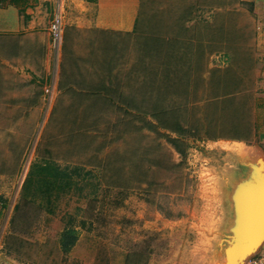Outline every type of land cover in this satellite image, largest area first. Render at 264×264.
<instances>
[{
    "label": "rangeland",
    "instance_id": "374dc122",
    "mask_svg": "<svg viewBox=\"0 0 264 264\" xmlns=\"http://www.w3.org/2000/svg\"><path fill=\"white\" fill-rule=\"evenodd\" d=\"M259 1L141 0L140 34L94 32L89 43L66 39L69 0H37L44 27L0 31V264H224L225 247L244 237L239 196H229L257 184L264 159V140L253 147ZM159 33L205 52L167 94L187 118L185 156L170 143L176 133L142 129L104 101L142 93L137 35ZM227 88L240 93L222 96ZM45 164L61 174L42 173ZM263 236L228 249V264Z\"/></svg>",
    "mask_w": 264,
    "mask_h": 264
},
{
    "label": "trees",
    "instance_id": "16d2710c",
    "mask_svg": "<svg viewBox=\"0 0 264 264\" xmlns=\"http://www.w3.org/2000/svg\"><path fill=\"white\" fill-rule=\"evenodd\" d=\"M18 1L20 0H0V5L5 6L7 4H17ZM139 22L140 20L137 17L136 24H139ZM136 24L132 32L125 33L124 35L140 34V30L136 27ZM173 36H178V38L175 40L167 33H159V35L153 34L143 38H141L140 35H137V38L142 40L139 44L140 50L144 53V55L140 59V64L137 68V70L139 69L141 71L139 76H142L143 80H138L137 83H135V90L137 89L139 90L138 92L142 93L123 96L117 99L106 96L104 101L110 106H114L120 111L132 116V118H140V121L143 122L141 124L142 129L146 128L158 132V130L165 128L169 129L173 133H176L179 137L170 138V143L180 155L185 156L187 143L182 140L181 137L183 134L187 133V128L183 125L184 122L187 123V118L184 113L181 112L179 107H173L171 102L173 103L174 99H170L171 97L167 94L173 93L174 95L176 93V88L174 87L176 83H174V81H177L175 80V77L176 79L178 78V82H180L183 78H186L187 74L192 73V71H196L200 66H204L203 62L205 59V52L202 49H197L195 47H177L178 43H184V40L179 38V35ZM163 37H165L166 40L162 39ZM146 57H150L155 60L157 59V65L146 64L144 62V58ZM111 67L112 63L108 65L109 69ZM139 76L136 75L137 78H139ZM233 85L236 84L233 83ZM101 87L100 91L106 90L104 86ZM239 93V90L236 91L235 89L227 88L224 93H222V96H237ZM217 96L220 98L221 95ZM147 117H150L151 120ZM258 128L259 126L256 124L253 129L254 134L257 133ZM250 130V128L247 129L249 132ZM220 136L226 137L225 134L221 133ZM215 137L216 136L212 134L210 136V138L213 139ZM231 139L247 140L248 137H244L243 135H234L231 136ZM38 167L42 173L51 174L55 177H58V175L61 174L58 167L52 164L38 165ZM64 174L70 178L69 173ZM29 182H31V180ZM0 201H2V197H0ZM73 243V240L64 242V249L66 251L69 250Z\"/></svg>",
    "mask_w": 264,
    "mask_h": 264
},
{
    "label": "crops",
    "instance_id": "0c3cea01",
    "mask_svg": "<svg viewBox=\"0 0 264 264\" xmlns=\"http://www.w3.org/2000/svg\"><path fill=\"white\" fill-rule=\"evenodd\" d=\"M37 0H20L17 4H7L5 6L0 5V31H20L26 29L29 31V27H35V24H39L42 28L45 26L43 17L38 16L40 8L33 6ZM64 1V0H63ZM69 10L65 14V25L67 27L66 39L73 35L78 37L88 38V42H91L88 35L92 33H112V34H125L134 30L137 17L140 11L141 0H69ZM260 9L258 13V33L255 43V58L258 62L259 78L256 81L255 86V109L258 114L257 125L259 126L256 135L257 144H253L254 148H260L259 144L264 140V0H260ZM55 10L54 12H56ZM26 16L25 23H23L22 15ZM30 19V22H27ZM25 25L28 28H25ZM264 160V159H263ZM257 164V162H255ZM264 165V162H263ZM254 171L259 178L256 167ZM255 187V186H254ZM254 187L243 185V195L240 198V194H229V197L237 198L236 208L240 213L239 220H241V202L247 197L248 194L254 191ZM257 217L253 220V224L258 222ZM264 228V219L262 220L260 228ZM259 239V238H258ZM263 249L264 243L260 249ZM259 249V250H260ZM250 251H253V247H250Z\"/></svg>",
    "mask_w": 264,
    "mask_h": 264
},
{
    "label": "water",
    "instance_id": "95a60500",
    "mask_svg": "<svg viewBox=\"0 0 264 264\" xmlns=\"http://www.w3.org/2000/svg\"><path fill=\"white\" fill-rule=\"evenodd\" d=\"M264 160L262 158L257 159L256 164V172H258L259 178L257 179V184L254 187V191L247 195L245 199L241 202V220H239L240 228L243 229L244 237L242 239L233 240L230 242L225 248V262L224 264H228V253L227 250L236 246L238 248H243L244 244L249 241L256 240L262 236L261 231V223L264 219V170H261V166ZM257 177V176H256ZM240 200V199H239ZM258 214V222L256 225L253 224V220L257 217ZM264 231V230H263ZM264 243V236L262 240L254 247V250L251 253H238L236 256L238 257L237 264H240L243 260H247L251 256L257 253V250L262 247ZM245 260V261H246ZM245 263V262H244Z\"/></svg>",
    "mask_w": 264,
    "mask_h": 264
},
{
    "label": "built area",
    "instance_id": "2783aa9c",
    "mask_svg": "<svg viewBox=\"0 0 264 264\" xmlns=\"http://www.w3.org/2000/svg\"><path fill=\"white\" fill-rule=\"evenodd\" d=\"M50 33L52 37V47L56 49L63 39L62 17L58 11L54 12L53 19L50 24ZM244 264H264V254H254L248 258Z\"/></svg>",
    "mask_w": 264,
    "mask_h": 264
},
{
    "label": "bare ground",
    "instance_id": "6f19581e",
    "mask_svg": "<svg viewBox=\"0 0 264 264\" xmlns=\"http://www.w3.org/2000/svg\"><path fill=\"white\" fill-rule=\"evenodd\" d=\"M258 219H259V218H258ZM250 247H251V246H250ZM250 247H249V250H250ZM245 251H246V250H245ZM240 252H241V251H240ZM242 252H243V250H242ZM242 252H241V253H242Z\"/></svg>",
    "mask_w": 264,
    "mask_h": 264
}]
</instances>
